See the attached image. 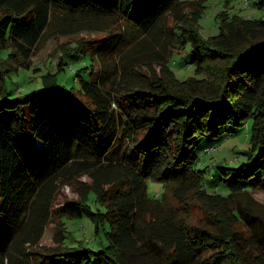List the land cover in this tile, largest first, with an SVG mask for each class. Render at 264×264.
<instances>
[{
    "label": "trees",
    "instance_id": "trees-1",
    "mask_svg": "<svg viewBox=\"0 0 264 264\" xmlns=\"http://www.w3.org/2000/svg\"><path fill=\"white\" fill-rule=\"evenodd\" d=\"M205 8V0H0V264H264V216L243 202L264 192V18L225 7L219 33L204 38ZM55 18L69 31L117 23L99 48L71 44L40 87L15 95L6 77L42 70L31 59ZM173 43L189 50L193 76L172 68ZM112 52L120 65L95 67ZM66 71L73 77L60 83ZM249 120L244 161L201 166L215 140ZM83 176L89 182L59 211L87 217L103 240L68 244L64 217L54 245H40L57 183ZM149 178L163 183L161 198L148 195Z\"/></svg>",
    "mask_w": 264,
    "mask_h": 264
},
{
    "label": "rangeland",
    "instance_id": "rangeland-1",
    "mask_svg": "<svg viewBox=\"0 0 264 264\" xmlns=\"http://www.w3.org/2000/svg\"><path fill=\"white\" fill-rule=\"evenodd\" d=\"M255 0H249V7H246L245 0H205L206 8L203 14V17L200 20V33L204 38L217 35L219 33L217 14L225 7L230 8L232 13H241L242 15L255 16L257 18H264V9H259L254 6ZM97 19L96 23L93 22L89 29L83 31H69L68 29H62L59 26L60 19L55 18L52 21L51 26L45 33L42 42L40 43L38 49L36 50L35 55L32 57V64L34 67H40L42 70L40 72H34L33 68L30 69H20L19 71H14L12 74L6 77L5 87L7 90L15 91V95H24L30 92L33 88L40 87L42 85L41 74L47 72L48 70L56 71L60 58L67 47H70L71 44L76 43L79 40L85 39L88 42L94 41L93 45L97 48L102 44V40L106 34L105 32L108 28H112L117 21L113 19H102L100 22ZM98 22V23H97ZM168 25H172V18H169ZM120 26H116L113 29H116ZM165 35V34H164ZM164 35L161 36L160 44L164 40ZM156 46V50L163 49L161 45ZM168 44L167 50L171 49L170 61L172 63L175 61V65L172 64V68L175 70L177 76L181 79L186 77L193 76L195 72L193 67H187L186 61L190 63L191 55L189 50L181 49L180 46L176 43ZM85 47H88L87 44ZM124 54L134 55L138 53H143L141 49L138 51H130L129 49L124 50ZM94 53V51H93ZM92 53V54H93ZM113 53V52H112ZM106 54L105 56L112 57L111 59H103L99 57L96 63V68L105 64V72L108 70H113V64L117 61L113 57V54ZM93 56H100L93 54ZM104 56V55H101ZM124 56V55H121ZM151 56V55H150ZM168 56V55H167ZM154 58V57H152ZM151 59V58H150ZM108 60H110L108 62ZM149 60V59H148ZM108 62V63H107ZM103 63V64H102ZM120 65V63H115ZM154 68L157 73L161 72L160 65L157 64L155 60L152 61ZM74 68H78L79 64L75 63ZM145 68L143 72H146L147 65L144 64ZM73 77L71 71H66L61 73L59 76V82L61 80L70 79ZM67 85H71L70 82ZM251 125L252 121L249 120L247 124L232 135H227L220 137L215 140L213 144L217 145L215 151H208L203 154L201 166L206 165H216L224 164L227 166H237L239 163L244 161L246 157L243 152L246 151L249 147V140L251 134ZM226 129V128H224ZM223 129V130H224ZM210 140V139H209ZM214 169L210 168V172H213ZM89 179L86 176L81 177L78 181H75L73 185L68 183L58 182L57 187L52 195V217L50 218L46 230L44 232L43 238L40 242V245L43 246H52L54 245V236L59 230V225L62 219L65 217L64 213L59 211V208L65 203L66 200H73L77 198L75 190L83 186L84 183H88ZM148 186V195L151 198H161L165 189L163 183L149 178L147 180ZM252 201L249 197H244V203H251L263 216H264V192L261 190H255L251 193ZM167 199L171 205L178 206V204L172 199L170 194L167 195ZM193 222H197L199 217H201L200 212H195L193 215ZM65 225L68 228L66 242L71 245H80L91 244L92 246L98 247V243L103 240V233L95 234L94 223L91 222L87 217L83 218H72L66 216L64 219ZM96 239V240H94ZM96 241V242H95Z\"/></svg>",
    "mask_w": 264,
    "mask_h": 264
},
{
    "label": "built area",
    "instance_id": "built-area-1",
    "mask_svg": "<svg viewBox=\"0 0 264 264\" xmlns=\"http://www.w3.org/2000/svg\"><path fill=\"white\" fill-rule=\"evenodd\" d=\"M217 149V147L215 146H213V147H211L208 151H215Z\"/></svg>",
    "mask_w": 264,
    "mask_h": 264
}]
</instances>
